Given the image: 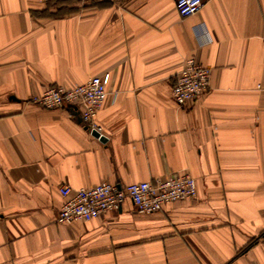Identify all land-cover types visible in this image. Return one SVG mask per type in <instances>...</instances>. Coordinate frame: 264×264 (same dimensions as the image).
<instances>
[{"label":"crops","instance_id":"1","mask_svg":"<svg viewBox=\"0 0 264 264\" xmlns=\"http://www.w3.org/2000/svg\"><path fill=\"white\" fill-rule=\"evenodd\" d=\"M211 69L185 106V61ZM110 74L91 133L83 106L32 103ZM189 172L198 196L132 201L58 223L63 185L125 187ZM264 264V0H0V264Z\"/></svg>","mask_w":264,"mask_h":264},{"label":"built area","instance_id":"2","mask_svg":"<svg viewBox=\"0 0 264 264\" xmlns=\"http://www.w3.org/2000/svg\"><path fill=\"white\" fill-rule=\"evenodd\" d=\"M48 4L60 0H38ZM178 13L182 17L200 11L205 0H174ZM211 69L195 58L185 61L176 77L172 96L176 104L185 106L196 100L210 89ZM110 74L93 76L86 82L73 87L61 84L47 87L42 94L33 96L31 102L48 109L64 108L66 105L83 106L82 117L87 129L103 135L96 115L109 94ZM65 197L58 213V223L69 224L76 221H89L102 213L119 209L125 200H130L139 212L153 213L162 210L167 204L198 196L197 179L189 172H175L166 178L154 181H139L121 187L109 181H103L93 187L75 188L65 184L61 188ZM256 264V263H253Z\"/></svg>","mask_w":264,"mask_h":264},{"label":"water","instance_id":"3","mask_svg":"<svg viewBox=\"0 0 264 264\" xmlns=\"http://www.w3.org/2000/svg\"><path fill=\"white\" fill-rule=\"evenodd\" d=\"M96 137H99V133L98 132H94L93 133ZM102 141H106L107 140V138L105 137V136H102L101 138H100Z\"/></svg>","mask_w":264,"mask_h":264}]
</instances>
